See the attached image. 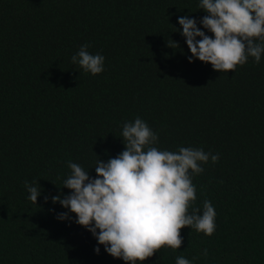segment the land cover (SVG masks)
Returning a JSON list of instances; mask_svg holds the SVG:
<instances>
[{
    "label": "trees",
    "instance_id": "16d2710c",
    "mask_svg": "<svg viewBox=\"0 0 264 264\" xmlns=\"http://www.w3.org/2000/svg\"><path fill=\"white\" fill-rule=\"evenodd\" d=\"M198 4L0 0V264H125L86 228L57 220L67 210L51 196L69 192L61 189L69 161L95 176L98 158L122 152V126L136 117L158 133L160 150L219 154L193 177L189 208L202 214L203 202L212 203L214 234L184 227L179 249L161 248L137 264H175L178 256L264 264V54L228 73L189 63L178 17L199 22ZM170 38L179 49L167 46ZM83 44L105 57L101 74L72 63ZM26 180L41 186L37 205L27 199Z\"/></svg>",
    "mask_w": 264,
    "mask_h": 264
},
{
    "label": "clouds",
    "instance_id": "9594fccd",
    "mask_svg": "<svg viewBox=\"0 0 264 264\" xmlns=\"http://www.w3.org/2000/svg\"><path fill=\"white\" fill-rule=\"evenodd\" d=\"M198 8L205 13L199 22L188 15L178 17L180 35L191 53L189 63L198 59L222 73L234 72L249 57L260 63L264 54V0H199ZM167 46L180 47L171 38ZM89 47L81 45L72 63L95 76L104 71L105 57L91 54ZM120 138L124 150L106 162L98 158L93 167L95 176L68 162L70 174L61 189L69 192L51 196L53 204L67 210L57 213L56 219L86 228L107 254L125 264L143 262L164 247L179 249L184 227L211 237L217 215L212 203L203 202L202 214L199 208L189 213V208L196 200L193 177L203 173L202 165L209 160L217 163L219 154L193 147L160 150L154 146L159 142L158 133L140 117L123 124ZM24 187L27 199L37 205L42 194L38 181L26 180ZM48 200L44 196V202ZM94 251L99 254V246ZM207 254L204 249L203 255ZM175 264L192 262L178 256Z\"/></svg>",
    "mask_w": 264,
    "mask_h": 264
}]
</instances>
